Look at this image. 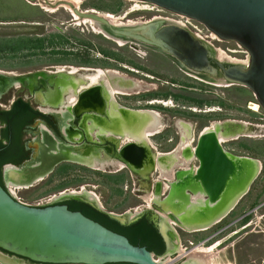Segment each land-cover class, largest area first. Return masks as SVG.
<instances>
[{"label":"flooded vegetation","instance_id":"obj_1","mask_svg":"<svg viewBox=\"0 0 264 264\" xmlns=\"http://www.w3.org/2000/svg\"><path fill=\"white\" fill-rule=\"evenodd\" d=\"M39 1H42L45 6H42V3L31 1L26 3L22 0H0V12L3 13H0V36L3 40L11 42L22 38L18 40L30 44H46L49 46L52 43L50 36L39 37L37 35V38L32 39V33H27L30 29H39L37 26H44L45 33L49 34L47 33V25L29 20H17L14 12H16V9L21 12L33 9L51 15L57 14L60 8H63L70 14L69 25H89L92 32L98 34L99 38L101 37L105 42L113 44L116 52L120 55L99 49L94 43H88L85 46L84 53H73V57L78 59L83 57L85 60H89L90 52L95 53L98 51L105 58L102 63L108 65L97 68L95 64H92L93 61L92 63L81 61L79 64L76 63L77 67H69L59 66L61 64L59 63L57 66H52L51 70L19 75L10 70H0V184L12 196L16 198L15 191L41 185L57 170L63 171L66 165H76L102 173L128 169L122 162L115 161L108 153H106V157L97 159L98 162L106 163L105 169H94L86 164H80L77 162L78 160H75L72 151L65 150L69 145H66V143L70 142H94L90 145H98L95 142L104 141L106 142L105 147L114 149L116 145L109 144V141L120 142L121 145L129 141H138L147 142L152 148V141L155 138L165 137L171 143L170 149L165 152L152 151L153 154L159 155L162 171L165 172V170L173 167H176L174 171H177L184 168L181 166L187 165L185 169L187 171L191 170L190 173L195 174L200 165L199 159L194 154V161H187L191 160L190 156L193 154V149L197 147L201 136L214 133L230 156L255 159L249 154L241 155L237 153V149L241 148V144L246 141H254L258 137L254 134L258 129L252 123H243L235 119L216 118L209 120L207 124H203L202 117L214 114H218L219 117L221 113H217L215 108L211 109L209 107L208 110L200 108L198 112L197 106L196 108H186L180 102L182 98L187 99L188 91L196 90L191 86L192 80H195L203 88L208 86L225 87L224 69L235 66L247 67L251 60L250 54L239 44L227 42L220 38L213 39L212 31L203 24L149 2L144 3L153 5L156 9V11L148 12L150 17L145 16L144 12L131 10L125 12L126 14L123 17H116L121 24L115 25L106 19L107 15H111L106 11L112 9L103 7L91 0ZM126 1L136 2V0ZM85 3L89 6L88 8L85 7ZM139 3H142V1ZM122 8L123 6L119 5L116 10L112 11L118 13ZM88 16H98L104 19L106 23L90 20ZM111 16L115 18V16ZM130 22L141 24L131 26L129 25ZM52 25L58 30L59 37L55 39H61V36L65 34L63 33L64 29L58 25ZM64 25L65 23H62V26ZM22 29H24L22 33H16L17 30L21 31ZM5 31L10 32L5 34ZM172 36L181 37L186 42H190L193 49L198 51V58H188L184 50L170 44L168 37L171 38ZM224 43H234L236 47H241L240 50H231V54H234L236 59L239 57L245 59L238 60V63L235 62V58L233 60L220 59L217 45H223ZM64 44L68 43L64 41V43L60 42L58 45ZM128 49L136 53L137 57L146 59L155 66L163 67L166 63L177 69L181 72V75H184L183 81L176 80L172 75L160 71L151 72L149 70L152 69L121 54L122 50ZM50 52L57 51L52 49ZM65 56L67 58L71 57L70 55ZM94 60L96 61V59ZM113 61L117 62V65H115L117 68H112ZM206 62L210 63L216 74L207 71ZM162 78H165L163 82ZM20 80H22L21 83H19ZM43 81L46 86L42 84ZM166 85L171 86L174 90L178 89L183 92V95L181 94L180 97L176 94L174 96L160 94L158 90L165 88ZM230 87L246 88L244 90L249 91L247 87L240 84L231 83ZM89 90H95L91 98L93 100L91 102L92 107L77 115L75 108L79 105L81 95ZM62 91H64V99L59 101L58 93L61 96ZM168 97H172V100L167 101ZM251 99L255 102L250 100L248 108L257 111L254 110L253 106L259 103L256 97ZM199 104V102H196V105ZM220 105L224 106L222 102H220ZM258 107L262 109L259 105ZM186 114L198 117L197 121L187 118ZM218 125L221 126L219 130L216 127ZM209 128L212 131L208 132ZM220 132L222 133L219 136ZM226 144L230 145L231 148H227ZM76 146L78 145H74V147ZM243 147H247L248 151L251 149L250 145H244ZM93 148L97 149L94 146ZM96 149H94V152L99 153L100 151ZM16 174L21 176L12 180L8 179L9 176H15ZM156 174L158 178L160 173L157 172ZM164 178L168 179L165 180V187L169 189L172 176ZM151 179H153V176ZM150 180L141 181L137 185V191L148 197V199L153 196V185ZM153 181L155 182L156 179H153ZM250 190L219 223L233 214L240 202L250 193ZM72 197L89 200V196L85 191L67 193L57 197L59 198L57 200L44 202L40 206L64 203ZM64 205L69 208V204ZM263 207L264 203L259 205L255 211H259ZM252 214L253 211L245 214L241 220L248 219ZM178 229L176 228V230ZM14 259L19 260L16 257ZM22 264L38 263H30L25 260L22 261ZM187 264L198 263L189 260Z\"/></svg>","mask_w":264,"mask_h":264},{"label":"water","instance_id":"obj_2","mask_svg":"<svg viewBox=\"0 0 264 264\" xmlns=\"http://www.w3.org/2000/svg\"><path fill=\"white\" fill-rule=\"evenodd\" d=\"M142 1L185 15L206 26L220 39L236 42L243 47L250 54V63L247 67L224 69L225 83L247 87L264 110V0ZM88 17L106 23L98 16ZM168 41L184 50L188 58H198V51L193 49L190 42L177 36L168 37ZM206 69L209 73L216 74L209 62H206ZM42 84L46 86L44 81ZM94 92L95 90H89L81 95L79 105L75 108L77 115L92 107ZM109 144L115 145L113 141H109ZM113 151L118 160L129 165V170L141 178L150 179L151 174L156 172L155 157L152 155L155 150L146 143L130 141ZM194 154L200 161L196 173L192 174L186 169L177 170L173 177L176 180L170 183L168 192L165 191L164 181L158 176L152 193L160 199L153 203V209L147 208L130 221L107 213L85 199H68L87 203L124 226L147 217L164 239L166 251L162 256L165 257L169 240L161 214H165L182 230L201 223L214 226L248 193L261 172L258 161L230 156L214 133L201 136ZM188 191L189 194L203 193L212 205L207 203L199 207L195 217H188L187 214L179 218L173 211V201L186 195ZM175 230L169 231L172 239H176ZM0 252L11 258L38 264H160L156 260L159 257L146 247L133 245L126 236L106 228L80 211H71L67 205L59 204L43 207L25 205L1 184Z\"/></svg>","mask_w":264,"mask_h":264},{"label":"rangeland","instance_id":"obj_3","mask_svg":"<svg viewBox=\"0 0 264 264\" xmlns=\"http://www.w3.org/2000/svg\"><path fill=\"white\" fill-rule=\"evenodd\" d=\"M22 1H25L26 3L27 1L42 3V6H45V4L39 0ZM91 1L112 10H116L119 5L123 6V11L121 10L118 13H115L112 10L106 11V13H110L115 16V18L123 17L124 14H126L125 12H129L131 10L144 12L147 17H150L148 13L149 11H156L153 5L147 3L145 4L144 2H127L126 0ZM85 7H89L87 6V3H85ZM14 14L17 16V20L23 19L47 25V33L49 34L45 33L44 26H37L39 29H30L27 33H32V39H35L38 36H50V41H52V43L48 46L46 44L38 45L34 43L30 44L28 42H21L22 44L20 46L18 45L19 48L12 49V45H14L17 41L12 40L9 42L8 40L6 42L1 38L2 36H0V70H10L16 75H19L28 72L51 70L50 68L52 66H57L59 63H61L59 66L69 67H77L76 63L79 64L81 61H90V63L93 61L94 63L92 64H95L97 68L108 65L102 63L105 58L103 54H100L98 51L95 53L90 52L89 60H85L83 57L81 59L73 57V53H84L85 46L88 43H94L99 49H104L105 51L107 50L112 53L115 52L120 55V53L116 52V48L113 44L105 42L101 37L99 38L98 34L92 32L89 25H69L68 21H70L71 18L70 14L63 8H60V11L57 12V14L51 15L33 9L27 10L26 12H21L16 9ZM193 22L195 23V21ZM62 23H65V25L62 26ZM52 24L58 25L64 29L63 33L65 34L64 36H61V39H55L58 38L59 35L57 33L58 30L55 29ZM23 31L24 29L21 31L17 30L16 33H22ZM9 32L10 31H5V34ZM27 37L29 38V36ZM64 41L68 44L58 45L60 42L64 43ZM217 48H219L218 55H222V57L220 56L222 59L233 60L235 56L234 54H231V50H240L243 47H236L234 43H224L223 45H217ZM52 49L57 52H50ZM43 53L46 54L43 55ZM121 54L132 59L134 62L143 64L145 67L152 69L149 70L151 72L156 73L157 71H160L161 73H166L170 76L172 75L176 80L183 81L184 79V75H181L180 71L172 68L166 63H164L163 67L155 66L146 61V59L137 57L135 55L136 53L130 51L129 49L122 50ZM57 55H60L61 57ZM65 55H70L71 57L67 58ZM94 59H96V61ZM240 59L245 58L239 57L234 60L238 63V60ZM116 63L114 61L112 62V68H117L115 66L117 65ZM164 80L165 78H162V82ZM191 83V86L196 90L188 91L187 99H180L181 105L186 108H196L197 106L198 108L196 109L198 112L200 108L202 110H208V107L211 109L215 108L217 113H221L219 117L218 114L202 117L201 119L204 120L203 124H207L209 120L224 118L235 119L243 123L247 122L248 124L252 123L253 126L258 129L254 132V134L258 136L254 141H243L244 145H250V151L247 150V147H243L244 145L241 144V148L237 149V153L241 155L249 154V156L261 162L262 168L260 175L252 185L250 193L240 202L233 214L224 221L214 225L209 230L202 232L189 233L182 229L177 230L179 236L180 255L182 251L191 252L197 246L210 249L213 246L220 244L211 253L212 261H210V263L212 262V264H264V207L259 211H255L259 205L264 203V110L259 109L258 111H253L248 108L250 100L255 102V100L251 98L255 97L253 92L250 90H244L246 88L230 87V85L219 88L212 86L203 88L198 85L195 80H192ZM158 91L160 94L167 96H174V94H176L181 97L183 95V92L178 89L174 90L168 85ZM166 100L170 101L172 100V97H168ZM196 102H199L200 104L196 105ZM220 102H222L224 106L220 105ZM168 114L170 115L169 111ZM185 116L194 121H197L198 119V117L188 114ZM152 144L154 150L160 152L168 151L171 147V143L167 141V138L165 137L155 138L152 141ZM226 147L231 148L228 144H226ZM153 179H157L156 173L153 175ZM153 179L150 180L152 185H154ZM140 182L141 179L137 175L133 174L129 169H122L120 171L112 170L110 173H102L94 172L76 165H66L63 171L57 170L41 185L35 188L15 191V195L19 202L25 205L38 207V204L44 201H52L53 199L57 200L59 199L57 197H61L63 194L80 193L85 191L89 197H94L96 201H99L105 212L122 215L126 212L135 213V210L141 211V209L148 204L147 202L151 201L153 196L150 195L151 198L148 199V197L143 196L142 193L137 191V185ZM251 211H253V214L250 215L248 219L241 220L245 214ZM180 255L175 254L173 257L168 259L180 257L174 264H184L189 260L193 261V259L198 264H208L206 261L209 258L207 257L206 259L203 258V260H200L198 258H189L188 256L186 258V256L184 257ZM168 259L164 260V262Z\"/></svg>","mask_w":264,"mask_h":264},{"label":"bare ground","instance_id":"obj_4","mask_svg":"<svg viewBox=\"0 0 264 264\" xmlns=\"http://www.w3.org/2000/svg\"><path fill=\"white\" fill-rule=\"evenodd\" d=\"M137 1V0H136ZM142 0H138L137 2H141ZM78 2V1H77ZM142 2H146V1H142ZM79 4V3H78ZM76 16V15H75ZM108 16V17H107ZM106 16V19L109 20L111 23L115 24V25H120V20L112 17L111 15H107ZM88 20V19H87ZM92 20V19H90ZM79 22V20H78ZM141 23L139 22H130L129 25L131 26H134V25H140ZM125 27V26H124ZM129 27V26H128ZM106 32V31H105ZM212 38L213 39H219V37L214 33L212 32ZM222 54V53H220ZM222 57V55H220ZM220 57V59H221ZM228 58V57H227ZM248 63V62H247ZM22 80H20L19 83H21ZM18 86V83L16 84ZM225 87L226 85H229V84H224ZM231 85V84H230ZM64 91H62V95L60 96V94L58 93V96H59V101L63 100L64 99ZM259 105V104H258ZM258 105H255L253 106L254 110H259V107ZM260 106V105H259ZM218 128V130L221 128L220 125L216 126ZM216 128V129H217ZM210 129V128H209ZM212 131V129L208 130V132ZM222 132H220L219 136L221 135ZM116 145V148L119 149L121 147V144L120 142H116V141H113ZM130 142V141H129ZM133 142H136V143H142V142H138V141H133ZM94 142H88V143H76V142H70V143H66L69 144L68 147L65 148V150H67L68 152L72 151L73 154H74V157H75V160L80 163V164H86L90 167H93L94 169H105L104 167L106 166V163L104 162H98L97 159H100L102 157H106V153H108L109 155H111L113 157V159H115V161H119V162H122L120 160L117 159V157H115V153L113 151V149L111 148H108V147H105L104 144H106V142L102 141V142H95V144H98V145H90V144H93ZM143 143H146L148 145L147 142H143ZM74 145H78L76 147H74ZM94 147H97L96 148H93ZM149 146V145H148ZM74 147V148H73ZM150 147V146H149ZM73 148V149H72ZM190 148V147H189ZM94 149L96 150H99L100 152L97 153L96 151L94 152ZM194 151L195 149H193V154L190 156L191 160H188L187 162H193L195 157H194ZM152 155L155 157V169H156V172H154L153 174H151L150 178L155 174V173H160V179L164 181V186H165V180L167 181L168 179H165L164 177H168L170 178V176H172V181L170 183H173L175 179H173V176H176V171H174V169L176 167H173V168H169L167 170H165V172L162 171V167H161V164H160V157L158 154H153ZM91 158H94V159H91ZM186 158V157H184ZM237 159H239V157H235ZM252 160H256L258 161V166L260 167L261 169V162L257 159H252ZM87 161V162H86ZM171 161V160H170ZM82 162H86V163H82ZM162 163H164L163 160H161ZM123 163V162H122ZM126 167H128V169L131 167L129 165H126L125 163H123ZM43 165V164H42ZM41 165V166H42ZM185 166L187 165H183L181 167H184L182 169H185ZM168 167V166H167ZM45 170V169H44ZM180 170V169H178ZM191 171V170H190ZM189 171V172H190ZM194 172V171H192ZM48 174V173H47ZM46 174V175H47ZM162 174H164V176H162ZM21 175L19 174H16L15 176H9L8 179L9 180H12L14 178H19ZM139 178H141L140 176H138ZM146 177V175H145ZM142 180L141 181H149L150 179L147 177V178H141ZM41 180V179H40ZM170 187V186H169ZM165 188V191L168 192V189ZM14 197V196H13ZM206 196L203 194V193H190L189 194V191L186 193V195H182L181 198L179 199H176L175 201H173V205H175V207H173V211L178 215L179 218H181L183 215H187L188 214V217H195L196 215V211L197 209H199V207H203L204 205H206L207 203L211 204L210 202H208L207 198H205ZM15 198V197H14ZM74 198V197H72ZM160 198L158 196H156L155 194H153V197L151 199V201H148L147 205L141 209V211L139 210H135V213H131V212H126L122 215H118V214H115V213H111L115 216H118V217H125L126 219H128L129 221L133 218H135L136 216L140 215L142 212L146 211L147 208H152L153 207V203L157 200H159ZM163 198H161L162 200ZM89 202L91 203H94L95 205H97L98 207H100L102 210H103V207L101 206V204L99 203V201H96L94 199V197H89ZM150 202V204H149ZM212 205V204H211ZM196 208V210H195ZM153 209V208H152ZM192 209V210H191ZM137 211V212H136ZM132 215V216H131ZM161 221L163 223V226L166 225L167 227V230H164L166 232V235L168 240H169V248H168V252L166 254L165 257L163 256H160L159 258H157V262L160 263V264H173V262L175 261V259L171 258V259H168L170 257H173V255H180V252H179V236H177V233H176V239H172L170 236H169V231H174L178 226L176 224H174L171 220L168 219V217H166L165 214H161ZM221 221V220H220ZM219 221V222H220ZM219 222H217L216 224H218ZM215 224V225H216ZM207 224L206 223H201V224H198L196 226H189L188 227V230H185L189 233H195L197 231H203V230H209L210 228H212L213 226L209 227V226H206ZM174 229V230H173ZM177 231V230H175ZM220 244H217L215 246H213L212 248L210 249H205L203 247H200V246H197L195 249H193L191 252H181V255L180 256H187L189 258H195V259H202L206 257L209 258L207 259L206 262H208V264H212V262L210 263V261H212V258H211V253L213 252L214 249H216ZM203 246V245H202ZM168 259L167 261L164 262V260ZM209 260V261H208ZM193 261H195L193 259ZM205 262V263H206ZM0 264H22V261L20 260H17V259H14V258H11V257H8L4 254H2L0 252ZM184 264H187L184 263Z\"/></svg>","mask_w":264,"mask_h":264},{"label":"trees","instance_id":"obj_5","mask_svg":"<svg viewBox=\"0 0 264 264\" xmlns=\"http://www.w3.org/2000/svg\"><path fill=\"white\" fill-rule=\"evenodd\" d=\"M20 42V44H19ZM27 43L26 41L17 40V42L12 45V49L19 48L22 43ZM19 45V46H18ZM9 47V46H8ZM4 49V48H2ZM69 204V209L71 211H80L82 214L88 218L99 222L106 228L126 236L130 242L139 247H146L150 252L154 253L157 257L164 255L166 251V244L163 237L159 233L158 229L153 226L147 219L143 217L138 222L131 225H121L116 220L112 219L107 213L99 211L93 206L77 201L69 200L64 203H59V205ZM111 264H132V263H111Z\"/></svg>","mask_w":264,"mask_h":264},{"label":"built area","instance_id":"obj_6","mask_svg":"<svg viewBox=\"0 0 264 264\" xmlns=\"http://www.w3.org/2000/svg\"><path fill=\"white\" fill-rule=\"evenodd\" d=\"M44 202H47V201H44ZM44 202H42V203H40V204H43ZM48 202H50V201H48ZM40 204H38L37 206L38 207H42V206H40ZM193 246V245H192ZM179 258L180 257H178V258H173V259H175V261L173 262V264L175 263V262H177L178 260H179Z\"/></svg>","mask_w":264,"mask_h":264},{"label":"crops","instance_id":"obj_7","mask_svg":"<svg viewBox=\"0 0 264 264\" xmlns=\"http://www.w3.org/2000/svg\"><path fill=\"white\" fill-rule=\"evenodd\" d=\"M138 190V189H137Z\"/></svg>","mask_w":264,"mask_h":264}]
</instances>
